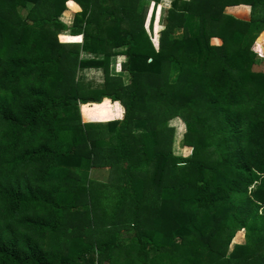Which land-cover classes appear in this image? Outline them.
I'll return each instance as SVG.
<instances>
[{
	"label": "trees",
	"instance_id": "16d2710c",
	"mask_svg": "<svg viewBox=\"0 0 264 264\" xmlns=\"http://www.w3.org/2000/svg\"><path fill=\"white\" fill-rule=\"evenodd\" d=\"M160 1L0 0V264H264V0Z\"/></svg>",
	"mask_w": 264,
	"mask_h": 264
},
{
	"label": "rangeland",
	"instance_id": "374dc122",
	"mask_svg": "<svg viewBox=\"0 0 264 264\" xmlns=\"http://www.w3.org/2000/svg\"><path fill=\"white\" fill-rule=\"evenodd\" d=\"M168 3L165 4V5H168ZM164 7H165L164 5L160 6L161 10H165L166 8L162 9ZM74 8L76 9L77 7H74ZM151 10L152 9H151V6H150L149 7V12H151ZM159 12H160L159 8L156 7L154 9V11H153V15L155 17V20H156V16H157V19H158V16L160 14ZM235 12L240 14V16H244L246 14V11L244 9H242L240 11L239 10H235ZM163 13L164 12H162L161 14H163ZM151 15H152V13H150V17H151ZM69 16H72L71 19H73L74 18V12L72 11V14L70 12H64L62 17H61V19L68 23V21H69L68 19L70 18ZM154 17H153V19H154ZM161 18H162V15H161ZM155 20H154L153 24H155ZM154 29L155 28L153 27V30H152L153 31V35H154ZM59 38H60L61 41L67 42V43L82 42V40H83L82 35L81 36L80 35H73V34H70V32H68V31L60 33ZM254 48H255V51L258 52L259 56L264 57V55H262L263 53L259 52L256 49V41H255V44H254ZM83 56L91 57V55H88V54H83ZM123 60H124V58L122 56H119V58L117 59L118 63L122 62ZM80 75L82 77H84L86 80L94 81L96 84L102 83L103 82V78H104L103 70L100 69V68L85 69V70H83L80 73ZM119 104L122 106L121 103H119ZM111 105L112 106H107V107H99V106L96 107L94 104H87L88 110H84V105H81L82 118L86 122L87 121H91V122H98V121L105 122V121H108V120H111V119H121L123 116H119L117 118H115V117L107 118L108 117L107 114L104 115V116L100 115V117L96 116V114H98L96 112V110H98V107L101 108V109L105 108V111H106V110H112V108H115V106L112 103H111ZM102 115H103V113H102ZM169 126H171L174 129L173 145H172V149H173L174 153L177 154V155H182V156L190 155L192 153V151H193V148L189 147V146H185L184 143H183V137H184V134H185V131H186V126L184 124V121L180 117H174V118H172L170 120ZM245 240H246V238H245V230H242V234L241 235H237L236 234L235 237L233 238L232 243L230 245V251L234 248V246L236 244H242V243L245 242ZM104 264H108V263H104Z\"/></svg>",
	"mask_w": 264,
	"mask_h": 264
},
{
	"label": "crops",
	"instance_id": "0c3cea01",
	"mask_svg": "<svg viewBox=\"0 0 264 264\" xmlns=\"http://www.w3.org/2000/svg\"><path fill=\"white\" fill-rule=\"evenodd\" d=\"M164 1V2H163ZM171 1L172 0H161L158 4H157V6L156 7H158L159 8V16H158V19H157V16H156V20H155V17H154V19H153V23H154V20H155V24H153L154 26V33L158 30V26L159 25H161V24H163V18H161V15H163V14H161L162 12H164L163 10H161V8H160V6H165L164 8H162V9H165V8H167V7H169L170 6V3H171ZM169 2V3H168ZM168 3V5H165V4H167ZM151 12H149L148 13V17H147V22H146V24L149 26V23H150V13H153V11H154V9L156 8L155 7V3L154 2H152L151 3ZM242 9H244L245 11H246V14L244 15V16H240V14H238V13H236L235 12V10H242ZM249 10H250V8L248 7V6H246V5H241V6H235V7H231V8H229L228 9V12L229 13H231L232 15H234V16H236V17H238V18H243V19H248L249 18ZM65 12H70L71 14H72V11L71 10H66ZM152 16V15H151ZM70 18L68 19L69 21H68V23L67 24H71L72 23V21H73V19H71V17L72 16H69ZM163 17V16H162ZM262 35H263V39L261 40V41H257V42H262L263 44H264V30H263V32L261 33ZM260 34V35H261ZM254 50H255V48H254ZM119 56H122V55H118L117 56V59L119 58ZM123 57V56H122ZM118 65V63H116V66Z\"/></svg>",
	"mask_w": 264,
	"mask_h": 264
},
{
	"label": "bare ground",
	"instance_id": "6f19581e",
	"mask_svg": "<svg viewBox=\"0 0 264 264\" xmlns=\"http://www.w3.org/2000/svg\"><path fill=\"white\" fill-rule=\"evenodd\" d=\"M256 49L264 55V44L262 42L256 43Z\"/></svg>",
	"mask_w": 264,
	"mask_h": 264
},
{
	"label": "clouds",
	"instance_id": "9594fccd",
	"mask_svg": "<svg viewBox=\"0 0 264 264\" xmlns=\"http://www.w3.org/2000/svg\"><path fill=\"white\" fill-rule=\"evenodd\" d=\"M81 36V35H80Z\"/></svg>",
	"mask_w": 264,
	"mask_h": 264
}]
</instances>
